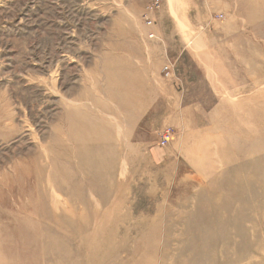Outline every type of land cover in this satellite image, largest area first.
I'll return each instance as SVG.
<instances>
[{"label": "rangeland", "instance_id": "374dc122", "mask_svg": "<svg viewBox=\"0 0 264 264\" xmlns=\"http://www.w3.org/2000/svg\"><path fill=\"white\" fill-rule=\"evenodd\" d=\"M0 264H264V0H0Z\"/></svg>", "mask_w": 264, "mask_h": 264}, {"label": "bare ground", "instance_id": "6f19581e", "mask_svg": "<svg viewBox=\"0 0 264 264\" xmlns=\"http://www.w3.org/2000/svg\"><path fill=\"white\" fill-rule=\"evenodd\" d=\"M77 127L80 130L84 129L83 124L78 125ZM68 136L73 142L77 143V151L79 153V156H81V157L84 154H88V153H94L98 157L97 153L103 152V154H105L108 158V163L105 167H103V169L100 170L101 179L106 181V180H110L113 178L114 172L116 169V162L118 159L117 150H116V147L114 146L113 142L117 141L118 140L117 138H113L111 135L104 134V133H102L101 135H96V136H93V134H89V133H86L84 135H80L76 130V125L73 124L72 122H70V125L68 127ZM87 143H91L94 146L91 148H88V147H86ZM88 151H91V152H88ZM63 152H64L63 153L64 158H68V154H69L68 149L63 150ZM55 165H56V161H55ZM57 166H54L55 169L57 168ZM81 169H83V168L81 167ZM65 173H67V172H65ZM73 185L77 188H80L79 186H76L75 184H73ZM69 188L70 187H67V190H65V191L69 194H71V193L74 194V191H75V190L73 191L74 188L73 187L70 189ZM78 200L81 204L84 201L83 197H81V199L79 197ZM213 209L215 211H217V210L219 211V209H220L221 216L223 217L224 214L226 213V211H228V206L221 208V206L219 204H215ZM221 216L217 217V220L221 221L223 219ZM56 221H57V226L53 225V228L57 232V234L60 235L61 234L60 232L63 230L67 231L65 229L66 226L64 224L59 223L58 220H56ZM74 228L77 229V228H79V226L74 227ZM80 229H85V226L80 227ZM242 231H244V230L242 229ZM217 232L220 233L219 229L217 230ZM76 234L77 233H75V232H73L72 234H66L67 238H68L67 241L70 243H76V244L78 243V246L80 248L83 246V244L85 242H84V239L77 240L76 237H78V236H75ZM38 236L41 237L40 232H39ZM34 237H35V235H34ZM229 237H230V234L227 235V237L225 238L226 241H227V239H229Z\"/></svg>", "mask_w": 264, "mask_h": 264}, {"label": "built area", "instance_id": "2783aa9c", "mask_svg": "<svg viewBox=\"0 0 264 264\" xmlns=\"http://www.w3.org/2000/svg\"><path fill=\"white\" fill-rule=\"evenodd\" d=\"M152 9H153L152 4L146 6V8H145V12H144V14H143V21H144V24H145L147 27H152V26H153V21H152L151 18L149 17L150 12L152 11ZM155 37H156V35H155L154 33H150V34L148 35V38H149V39H151V38L153 39V38H155ZM162 71L164 72V76H165L166 78H168V77L170 76L171 71H172V65L170 64V62H166V63H165V65H164L163 68H162ZM171 137H172L171 129H165V130H163V131L159 134V136H158L159 144H160L161 146L166 145V144L170 141Z\"/></svg>", "mask_w": 264, "mask_h": 264}]
</instances>
